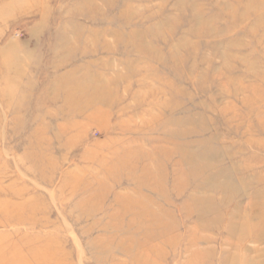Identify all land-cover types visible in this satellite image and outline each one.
I'll return each instance as SVG.
<instances>
[{
	"label": "rangeland",
	"instance_id": "obj_1",
	"mask_svg": "<svg viewBox=\"0 0 264 264\" xmlns=\"http://www.w3.org/2000/svg\"><path fill=\"white\" fill-rule=\"evenodd\" d=\"M0 264H264V0H0Z\"/></svg>",
	"mask_w": 264,
	"mask_h": 264
}]
</instances>
